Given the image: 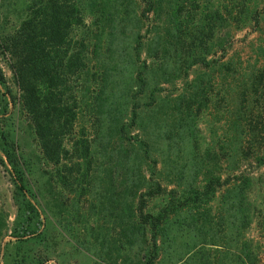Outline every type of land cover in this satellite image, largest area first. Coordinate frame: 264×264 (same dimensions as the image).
Here are the masks:
<instances>
[{
  "label": "trees",
  "instance_id": "1",
  "mask_svg": "<svg viewBox=\"0 0 264 264\" xmlns=\"http://www.w3.org/2000/svg\"><path fill=\"white\" fill-rule=\"evenodd\" d=\"M5 1L8 0H0V9ZM251 1L220 0L215 5L212 0H87L92 18L87 24L81 0H15L14 27L5 30L0 22V59L11 72L18 91L16 97L11 94L0 67V163L9 167L14 186L11 198L16 209L12 235L15 239L7 242L10 247L5 246L0 264H57L48 245L47 223L32 202L28 169L19 161L14 141L1 123L7 105L10 101L17 104L31 128L41 159L52 166V178L61 188L70 189L76 180L90 183L97 166L95 140L84 126L76 129L81 101L86 100L88 93L91 99L86 104L99 113L97 136L114 137L119 145L116 149L108 145L99 149V154L107 157L111 165L119 166L121 172V199L115 215L118 251L132 254L134 264H160L169 244L176 251L180 233L195 230L203 236L218 235L217 227L223 221L231 229L222 234L227 241L224 254L227 253L229 264H264V204L257 206L249 198L254 184L251 175L243 169L231 178L223 175L217 159L205 149L192 180H186L187 171L176 170L162 183L157 176L161 173L157 159L151 158L146 131L141 127L143 136L138 132L127 135L129 127H140L141 111L157 104L152 91L158 90L159 83L154 82L147 90L150 64L146 58L140 59L144 42L138 31L130 34L120 49L115 46L121 17L136 14L140 21L148 13L157 18L164 16L162 28L169 38L155 42L153 55L160 47L161 51L173 47L182 52L185 48L189 61L182 76L187 78L192 66L210 69L219 58L216 56L225 53L230 45L228 24L232 17L259 23L262 15L250 7ZM1 17L0 13V20ZM123 63L130 72L126 85L119 87L118 71ZM94 65L100 66L102 77L96 76V70L91 71ZM199 83L197 79V99L201 98ZM251 83L257 91L260 78ZM148 92L150 101L140 105L138 98ZM119 99L124 105L118 103ZM251 109L255 112L248 122L247 143L256 144L257 154L263 149L260 140L264 135V102ZM114 113L121 117L114 120ZM123 114L127 117L123 118ZM200 153L197 151L198 156ZM254 158L262 160L258 154ZM83 192L79 189V195ZM214 202L219 211L214 212ZM251 208L260 214L261 241L243 237L238 229L251 224ZM27 242L44 248L28 252L23 249Z\"/></svg>",
  "mask_w": 264,
  "mask_h": 264
},
{
  "label": "rangeland",
  "instance_id": "2",
  "mask_svg": "<svg viewBox=\"0 0 264 264\" xmlns=\"http://www.w3.org/2000/svg\"><path fill=\"white\" fill-rule=\"evenodd\" d=\"M212 1H215V5L220 2ZM14 2L15 0L5 1L0 9V22L5 30L14 27L17 21ZM81 4L84 7V22L90 24L92 18L88 12L87 0H81ZM250 7H254L256 14L262 15L259 23L256 24L254 19L237 21L232 17L228 24L230 45L225 53L216 56L219 58L210 69L192 66L187 71V78L182 76V69L189 61L185 56V48L182 52L175 51L173 47L161 51L160 47L153 55L155 42L169 38L162 28L164 16L157 18L148 13L138 21L136 14H132L129 18L121 17L119 22V16H116L118 26L115 46L120 49L127 44L130 34L134 35L138 31L144 42L140 59L146 58L150 64V73L147 74L150 84L147 85V90L152 88L154 82L159 83L158 90L152 91L156 93L157 104L151 110L141 111L140 127H129L127 131L130 136L137 132L143 136L141 127L146 131L144 135L149 142L151 158L157 159V169L161 172L160 175L157 174L158 179L165 183L176 170H183L187 171L186 180H192L197 172V161L202 163L203 150L207 149L208 155L217 159L218 168L223 175L231 178L243 169L253 177L254 184L249 198L252 203L260 206L264 204V135L260 140L263 142V149L257 153L262 157L260 161L254 158L257 155L256 144H248L247 138L248 122L255 112L251 108L264 102V0H252ZM148 42L151 44L147 45ZM146 45L149 50H146ZM96 66L91 71L96 70L95 74L100 78L101 68ZM0 67L9 91L16 97L18 91L13 84L11 72L1 59ZM118 72L121 80L119 87H124L130 72L126 63L120 65ZM255 78H260L257 91L253 90L251 83ZM197 79L202 86L201 98L198 99ZM148 95L149 92L138 98V103L141 105L149 102ZM90 96L88 93L86 100L81 101L76 126V129L79 125L84 126L86 133L96 142L97 166L94 168V177L88 184L76 180L70 189H63L55 182L52 178V166L41 159L31 128L16 103L9 102L1 123L14 141L19 161L28 169L27 185L34 195L32 202L39 217L47 223L48 245L52 248L51 255L55 262L134 264L132 254H123L116 249L118 228L115 215L117 202L121 199L120 168L111 165L106 155L104 158L103 154H99L100 147L104 145L113 149L119 145L114 137L97 136L96 119L99 113L86 104L91 99ZM118 103L123 104V101L119 99ZM261 116L264 118V114ZM119 117L121 115L114 113V120ZM126 117L123 114V118ZM105 141L109 143L105 144ZM197 151L201 152L199 156ZM247 153L253 157H246ZM103 163L106 164L103 166ZM8 169L7 165L0 163V258L5 246L10 247L7 242L15 239L12 235L15 234L13 228L16 209L11 198L14 186ZM165 174L168 176L165 177ZM79 189H84L82 195H79ZM153 202L150 205L154 206ZM213 204L214 212L219 211L218 204ZM251 214V224L245 228L240 224L238 229L243 237L261 241L263 230L259 222L260 214L253 208ZM221 223L217 227L220 232L218 235L203 236L195 230L180 233L175 242L176 251L169 244L160 264H204L202 261L205 264H229L227 253L224 254L227 241L222 238V234L231 229L223 221ZM209 243H214L215 246ZM217 247L219 249H215ZM43 248L44 245L30 242L23 245V249L28 252L41 251Z\"/></svg>",
  "mask_w": 264,
  "mask_h": 264
}]
</instances>
